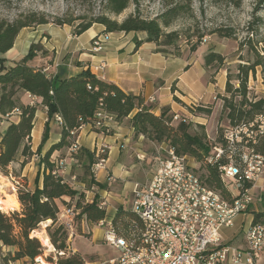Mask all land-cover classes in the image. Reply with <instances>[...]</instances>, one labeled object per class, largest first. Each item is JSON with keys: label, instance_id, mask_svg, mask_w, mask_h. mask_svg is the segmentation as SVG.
Here are the masks:
<instances>
[{"label": "trees", "instance_id": "obj_1", "mask_svg": "<svg viewBox=\"0 0 264 264\" xmlns=\"http://www.w3.org/2000/svg\"><path fill=\"white\" fill-rule=\"evenodd\" d=\"M241 1L228 0L235 9L240 7ZM132 3L134 0H103L106 13L113 16L122 14ZM183 9L179 3H169L165 6V11L152 20L130 15L121 23L111 20L106 14H101L89 22L78 24L73 32L76 36H80L93 25H99L103 27L105 35L145 34L142 42L136 40V46L149 43L156 46L158 53H165L159 48L169 47L177 42L178 34L167 32V30L185 13ZM74 21L50 19L47 14L34 11H17L12 19L0 18V55L6 54L13 48L17 36L23 29L48 24L60 28L71 27ZM247 31L248 36L239 47L241 50H246L249 58L244 61V64L237 66V74L234 77L236 85L231 83V75L227 74L224 95L218 96V99L222 101L221 112L228 126L239 132L237 137L241 142L230 145L221 134L217 145L222 154L212 163L208 162L207 156L211 150L216 149L215 145L207 140L204 133L189 134V125L186 123L174 125L168 107L162 108L160 115L155 116L150 108L144 106L141 96L124 93L114 84L98 79L89 69L69 78L49 77L42 69L29 65V62L33 61L37 53L41 51V48L35 45H31L26 55L18 62H13L8 68L3 67L5 59L0 58V120L15 110L19 111V114L15 115L18 120L11 122L0 135V174L9 176L8 168L16 162L19 154L22 158L21 170L33 156L31 133L38 109L45 110L47 122L36 154L41 152L48 140L49 123L57 118L60 120V139L42 158L44 169L41 188H38V182L33 189L17 188L16 198L20 211L9 214L0 211V264L25 259L33 264L37 258L40 259L44 248L33 234L46 221H50L45 232L55 251L57 258L55 264H84L85 260L78 254H67L68 235L57 223L56 215L59 208L56 202L61 201L62 198L76 200L75 207L79 210L78 219L85 218L86 221L96 225L105 220L106 212L100 207L96 198L92 203L86 204L83 193L72 189L60 176L53 175L54 165L49 162V159L54 152L70 147L71 139L74 140L71 132L76 135L83 126L90 125L93 131L101 133V130L96 128V124L101 123L98 115L107 116L113 122L121 123L134 113L129 124L135 137L142 136L145 141L154 146L166 144L175 155L186 156L202 164L205 174L200 178L210 189L229 201L230 193L220 177L219 169L230 163L241 169L243 162L240 148L264 157V37L259 36L256 29L249 28ZM215 33L221 38L234 37L232 29H220ZM250 35L254 38L251 39ZM195 49L196 46H193L192 51ZM203 60L205 68L214 64L222 67L224 63V58L216 53H209ZM257 70L261 77L262 91L260 95L250 96L249 76L254 79ZM171 91L173 92V88ZM19 92H24L39 102L34 105H19L16 99ZM190 112L195 115L210 116L212 108L198 107ZM197 127L201 130L204 128L200 125ZM243 130H246L247 134ZM109 134V129L108 132L104 131V135ZM87 158L88 165L94 166L100 160H106L107 156L96 157L95 153L87 152ZM84 183L87 186L102 187L93 178ZM257 224L264 226V212L254 215L252 225ZM111 226L117 236L129 239L140 227V222L131 211L126 212L119 208L111 221ZM5 248L13 251L4 252ZM45 261L53 264L52 257L46 258Z\"/></svg>", "mask_w": 264, "mask_h": 264}, {"label": "rangeland", "instance_id": "obj_2", "mask_svg": "<svg viewBox=\"0 0 264 264\" xmlns=\"http://www.w3.org/2000/svg\"><path fill=\"white\" fill-rule=\"evenodd\" d=\"M169 3L181 4L185 13L167 30V32H176L178 34L177 42L169 47H160L159 50L164 51L165 53L163 54L170 57L186 60L189 64L187 68L191 67L183 79L189 85L190 93L198 97H194L191 100L196 105V107L192 108L195 110L200 106L209 107L212 108V113L210 116L197 114L206 118V125L203 126L204 128L202 130L186 117V124L189 125L188 132L191 135L204 133L207 140L219 150L217 140L221 134L225 138H233L235 140V130L228 126L225 116L221 112L222 101L218 99V96L224 95V89L220 90V88L222 82L226 80L227 74L231 75V83L236 85L234 77L237 74V66L244 64V61H247L249 58L246 50H241L239 47L240 43L248 36L247 30L249 28L256 29L258 35L264 37V0H242L240 7L236 9L229 4L228 0H134V3L119 16L107 14L103 6V0H10L9 2L7 0H0V18L12 19L17 11H34L45 13L50 16V19L75 20L71 27L63 26L60 28L48 24L25 30L16 38L15 58L27 53L31 45L40 47V53L45 54L43 46L48 47V45L56 44L59 49V54L65 55L68 51L66 46H68V49L70 48L69 44L74 38L73 30L78 24L89 22L101 14H106L111 20L118 23H121L130 15H138L141 19L152 20L161 15L165 11V6ZM220 29H232L234 37L230 39L219 37L215 32ZM36 36H39V39H36ZM250 38L252 39L254 37L250 35ZM94 40L103 41L101 51L105 50L107 44L110 42L108 35H96L90 41L92 51V43ZM193 46H196L195 51H192ZM209 53H216L224 58L222 67H218L215 64L209 68L204 67L203 59ZM3 67H5V62L3 63ZM248 89L250 96L260 95L262 87L259 70H257L254 79L249 76ZM210 91H212V94L209 97L208 94ZM188 112L191 113L190 109ZM7 123L9 122L5 123V120H0V135L4 131ZM50 123L49 135L53 139L57 127L54 125V120ZM174 125H176V122ZM243 131L247 134L246 130ZM73 137L75 140L76 135ZM72 142L73 139H71V144ZM239 142L241 141L237 138V143ZM129 144L132 148L128 146L126 151L130 150V155H132L130 161L135 165L132 176L133 182L144 185L150 180L152 172L154 171V159L156 157L165 158L166 152L169 149L166 144L153 146L147 141L138 142L134 139ZM68 149H62L55 155L57 161L67 159L71 173H77L76 182H89L94 176L92 170L94 166L88 165L87 152L89 151L82 148L79 149L72 155L75 162H69ZM240 151H242V161H244V155H248L250 151L241 148ZM215 154V149L211 150L207 159L210 160ZM33 155L39 154H36L35 151ZM99 155L107 156L108 152L106 149L101 148ZM21 161L22 158L19 154L16 162L8 168L9 176L5 177L0 174L1 211L5 214L20 211V205L16 208L6 209L4 203L8 202L11 204L16 198L17 188L28 187L29 189H33L41 176V172L43 173L44 166L41 158L32 156L29 159V163H31L29 168H24L23 170L20 169ZM188 165L195 171L197 176L202 178V175L205 174L203 165L196 160L189 158ZM128 168L129 166H127ZM94 172H96L95 169ZM115 178L111 172H108L110 187L107 188L109 191L113 190L119 193L123 189V183L120 179ZM224 184L232 192L234 181L224 179ZM132 191L133 188L130 191H126L123 209L126 212L130 211L133 198ZM75 203L76 200H73L74 205ZM102 208L104 209L105 207ZM78 218L77 221L80 220ZM49 224L50 222L48 224H41L39 229L33 234L44 248L43 256L40 259L37 258L33 264L48 263L45 259L49 257H52L53 264L57 261L52 246H43V240L47 237L45 228ZM73 245H78L82 251L96 250L106 260L114 258V251L107 243H99L95 249H92L85 238L76 237L73 240ZM28 264L31 263L28 261Z\"/></svg>", "mask_w": 264, "mask_h": 264}, {"label": "crops", "instance_id": "obj_3", "mask_svg": "<svg viewBox=\"0 0 264 264\" xmlns=\"http://www.w3.org/2000/svg\"><path fill=\"white\" fill-rule=\"evenodd\" d=\"M25 30L30 29H23L19 35ZM103 31V27L93 25L80 36L74 34V38L69 44L70 48L68 49V46H66L68 51L65 55L59 54L56 44L48 45V47L43 46L45 54L37 53L35 59L29 62V65L33 68L42 69L43 72L46 70L44 73L49 77L60 76L63 78L76 76L81 71L89 69L98 79L114 84L124 93L141 96L144 100V106L150 108L151 113L155 116L160 115L162 108L168 107L170 114L176 113L185 118L188 117L196 125H206L205 117L188 112L189 109L193 110L192 107H196L191 101L196 96L190 93L189 85L183 79L184 75L191 68L187 69V65L189 64L186 60L158 53L156 46L153 44L142 43L136 46V40L142 42L145 39V34L134 33L107 34L110 42L107 44L105 50L95 53L91 50L90 41L96 35H105ZM36 39H39V36H36ZM15 49L16 44L14 43L10 51L0 56V58L5 59V68L10 67L13 62H18L26 55L24 53L20 57L15 58ZM224 85L225 80L222 82L220 90L224 89ZM171 88H173V92ZM211 94L212 91L209 92L208 96L210 97ZM16 99L17 103L22 106L34 105L39 102V100L30 97L24 92L17 93ZM133 114L121 123H116L112 120L105 121L104 125L109 129V135L93 131L90 125L83 126L76 132V139L80 149H86L92 154L95 153L96 157L101 148L106 149L108 152L103 167L99 169L93 167L92 169L94 181L102 187L95 185L87 186L84 182H76L77 173H71L68 166L61 175V178L67 185L84 194L86 204L92 203L96 198L99 205L105 207L106 217L102 222V226L90 223L85 218H81L79 221L76 219L74 231L67 240V254H78L85 262L107 261L110 259L106 260L96 250L82 251L78 245H73V240L76 237H83L88 241L92 249H95L99 243H104L105 231L111 226V221L117 210L119 208L124 209L126 191H130L134 184H138L133 182L132 176L135 165L130 161V157L132 156L130 155V150L126 151V148L128 146L132 148L129 143L133 139L138 142H144L145 140L142 136H134L129 124ZM17 120V116H13L9 120V123L6 124L5 129L11 122H16ZM46 122L45 110L38 109L31 133L32 153L37 150L40 144ZM54 125L57 127L54 138L51 139L49 135L39 155H33V157L42 159L50 147L58 143L60 139V122L55 119ZM49 127H51V123H49ZM58 152L60 151H56L50 156V163L57 162L55 155ZM30 164L28 160L23 169H28ZM127 166H129L128 169ZM94 169L96 172H94ZM108 172H111L113 177H116L115 179H120L123 183V189L119 193L111 189V191L108 190L107 187H110ZM37 186L38 188L42 186V172ZM251 195L253 203L249 206L247 213L239 216L231 229L222 232L224 241L236 247L243 245V233L252 224L254 215L264 212V168L261 179L251 189ZM72 203L73 200L69 198H62L61 201L56 202L59 209ZM3 251L12 252L13 250L5 248ZM9 264H28V260H20Z\"/></svg>", "mask_w": 264, "mask_h": 264}, {"label": "built area", "instance_id": "obj_4", "mask_svg": "<svg viewBox=\"0 0 264 264\" xmlns=\"http://www.w3.org/2000/svg\"><path fill=\"white\" fill-rule=\"evenodd\" d=\"M102 42L93 41V52L102 50ZM18 114L15 110L2 120L9 122ZM98 119L101 123L96 124V128L101 134L108 132L103 123L111 119L101 115ZM186 119L172 114L174 123H187ZM238 133L235 131V140L226 138L230 145L237 143ZM71 136L75 133L71 132ZM79 149L77 139L73 140L68 149L69 162H75L72 155ZM215 151L209 163L217 161L222 154L218 149ZM188 160L189 157H179L170 149L165 158L156 157L148 183L135 184L132 191L130 211L138 218L140 227L131 238L124 239L109 226L104 243L116 256L107 261L84 264H264L263 225L248 226L243 233V245L238 247L224 241L222 235L224 230L234 226L239 216L247 213L253 203L251 189L263 175L264 158L250 152L244 155L241 169L232 163L219 169L223 182L224 179L234 181L232 192L227 188L229 201L210 189L188 165ZM103 163L100 160L94 165L95 169L103 167ZM52 164L53 175L61 177L68 161L64 159ZM78 215L79 210L73 203L58 210L57 223L68 233V238L74 231ZM98 225L102 226V222Z\"/></svg>", "mask_w": 264, "mask_h": 264}, {"label": "bare ground", "instance_id": "obj_5", "mask_svg": "<svg viewBox=\"0 0 264 264\" xmlns=\"http://www.w3.org/2000/svg\"><path fill=\"white\" fill-rule=\"evenodd\" d=\"M1 204H2V202L0 201V211L2 210V208H1ZM4 205H5V208H6V209H7V208H16V207L19 205V203H18L17 199L15 198V199L11 202V204L8 203V202H5ZM49 222H50V221H46L45 223L48 224ZM43 246H44V247H50V246H51L48 237H46V238L43 240Z\"/></svg>", "mask_w": 264, "mask_h": 264}]
</instances>
